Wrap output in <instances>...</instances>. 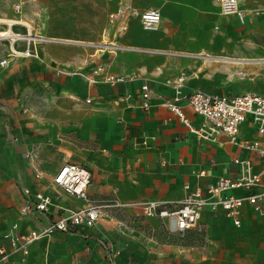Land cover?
Listing matches in <instances>:
<instances>
[{"label":"crops","instance_id":"crops-1","mask_svg":"<svg viewBox=\"0 0 264 264\" xmlns=\"http://www.w3.org/2000/svg\"><path fill=\"white\" fill-rule=\"evenodd\" d=\"M41 1L26 0L21 15L12 6V17H0L21 20L12 27L4 23L13 33L17 27L25 28L26 36L33 37L30 45L34 41L39 53V57L13 56L0 66V247L8 246L4 234L16 221L24 230L47 224L45 217L35 213L20 220L21 188L38 191L35 174L39 171L44 175L41 189L52 192L50 181L66 161L92 172L88 193L101 203L156 200L170 209L184 198L186 184L205 189L220 176L237 177L236 157H249L256 170L262 169L264 159L256 151L240 148L223 136L217 141L199 138L164 100L174 94L166 80L182 74L185 92L202 89L237 95L255 91L224 92L206 88L205 81L211 76L207 68L212 61L240 65L223 58L248 57L246 45L254 41H245V34L252 31H243L240 24L264 31V0H252L253 5L240 0L246 11L262 10L245 23L235 15H222L218 0H131L140 11L158 9L160 26L146 30L139 18H133L117 43L154 51L147 53L113 52L102 46L106 31L113 30L110 16L122 0L108 2L98 40L42 34L37 13L28 10L29 4ZM39 36L53 40L40 41ZM17 41L11 40L13 49ZM99 66L103 71L95 74ZM132 73L137 75L132 82L112 85L104 81L108 74ZM143 82L154 90L149 110L140 105ZM185 112L195 125L201 123L202 118L187 106ZM151 135L156 141L144 146L142 139ZM240 137L264 142L251 117L242 124ZM28 153L34 157H27ZM54 160L58 163L49 164ZM59 192L61 207L85 206L81 199ZM61 213L54 208L50 218ZM241 220L237 226L222 210L206 208L200 221L202 231L189 230L179 238L166 232L160 217L144 214L140 206H104L95 226L58 232L35 242L25 261L15 254L8 263L0 259V264H264V218L245 205ZM163 237H175L182 244L164 242ZM102 241L119 251L115 261Z\"/></svg>","mask_w":264,"mask_h":264},{"label":"built area","instance_id":"built-area-1","mask_svg":"<svg viewBox=\"0 0 264 264\" xmlns=\"http://www.w3.org/2000/svg\"><path fill=\"white\" fill-rule=\"evenodd\" d=\"M26 0H19L14 3L13 9L16 15H21ZM220 13L222 15H235L245 23L248 19L262 14V10L254 9L246 11L241 8L240 0H218ZM133 18H139L146 30H156L160 26L161 13L158 9H146L140 11L133 6L131 0H122L117 10L110 16V23L113 30L106 31L102 46L106 49L136 50L140 52H154L149 49L126 47L117 43V37L128 30L129 22ZM12 27L18 21H5ZM15 39H25L28 44L25 49H13L15 56L21 58L39 57L36 43L32 36L14 33ZM40 41H50L44 37H36ZM9 59L1 61L2 65H7ZM103 66H99L94 71L99 74L103 71ZM137 78L135 73L128 75L108 74L104 81L109 84H124L132 82ZM91 81H96L91 79ZM186 77L180 76L166 80V84L174 90L170 98L164 100V105L175 113L177 117L195 133L199 138L209 141H217L219 137H226L231 143L240 148L256 151L264 159V142L261 140H245L240 137L242 124L251 117L253 124L257 127L259 135H264V94L255 91H245L237 95H225L196 89L185 92L184 87ZM154 90L148 82L141 85V107L149 110L152 107ZM90 102L91 99H87ZM190 108L195 114L202 118L199 125H195L185 112V107ZM156 141V136L144 137L141 143L146 147H151ZM33 158L34 154H27ZM234 163L238 165V176H220L208 183L206 188L186 184L184 186L185 196L178 201L173 209L166 207V203L156 200H142L131 203H121L119 200L101 203L90 197L88 190L92 183V172L77 163L64 162L50 181L52 192H45L41 189L44 179L42 172L36 171V183L38 191H33L31 187L21 188L23 204L20 207V220H24L27 215L35 213L47 219V224L40 229L24 230L19 221L11 224L4 234V239L8 246L0 247V259L4 263L11 261L12 256L19 254L22 261L30 253V247L37 241L50 239L56 233H72L81 227L91 228L96 225L102 217L104 206L124 207L140 206L144 214L148 216H158L162 219L164 228L169 235L184 238L189 230L202 231L201 218L206 208L212 211L222 210L224 214L231 218L235 225L242 223V209L248 205L251 210L264 218V166L260 170L255 169V163L251 158H234ZM60 190L84 201L85 206L77 208H63L59 205L58 195ZM235 191H240L236 193ZM62 213L50 218L53 209ZM101 245L108 252L111 261H115L119 251L112 249V245L105 241Z\"/></svg>","mask_w":264,"mask_h":264},{"label":"rangeland","instance_id":"rangeland-1","mask_svg":"<svg viewBox=\"0 0 264 264\" xmlns=\"http://www.w3.org/2000/svg\"><path fill=\"white\" fill-rule=\"evenodd\" d=\"M15 0H0V17H12V6ZM112 0H42L40 3L29 4L28 10L31 14L37 13V27L41 33L66 38L81 40H98L101 28L106 22L109 12V3ZM251 5L252 0L249 1ZM253 3H256L253 0ZM243 31L250 30L245 34V41H254L252 45H246L247 58L250 61L244 65L224 64L212 61L207 70L211 73L210 78L205 81L206 88L221 90L224 92H240L252 89L264 93V31H253L250 26L240 24ZM7 29L5 23L0 22V30ZM246 29V30H245ZM15 33L26 35L25 28H15ZM18 40V39H16ZM27 40L19 39L16 50L24 49ZM20 44V45H19ZM11 38H0V66L1 61L15 56ZM19 57V56H17ZM242 58V57H241ZM58 163V160L50 161L49 164ZM255 218H258L254 216ZM163 241L173 244H182L175 237H163ZM256 246V241H251ZM185 244V243H183Z\"/></svg>","mask_w":264,"mask_h":264},{"label":"bare ground","instance_id":"bare-ground-1","mask_svg":"<svg viewBox=\"0 0 264 264\" xmlns=\"http://www.w3.org/2000/svg\"><path fill=\"white\" fill-rule=\"evenodd\" d=\"M4 21H7L6 18H0V22L3 23ZM2 37H9V38H11V40H15V38H16L15 34L12 32V30L10 28L5 29V30H0V38H2ZM223 60L227 61V62H235V63H239V64H242V63L246 62L247 60L251 61V59H249V58H229V57L223 58Z\"/></svg>","mask_w":264,"mask_h":264}]
</instances>
